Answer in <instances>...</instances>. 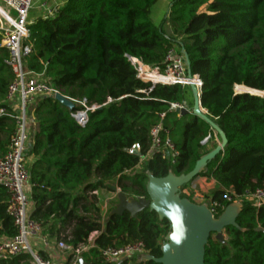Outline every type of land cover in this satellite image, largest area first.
<instances>
[{
  "label": "trees",
  "instance_id": "obj_1",
  "mask_svg": "<svg viewBox=\"0 0 264 264\" xmlns=\"http://www.w3.org/2000/svg\"><path fill=\"white\" fill-rule=\"evenodd\" d=\"M156 1L65 0L29 25L26 69L62 96L99 107L81 128L72 117L76 107L71 111L51 98L36 100L35 130L26 151L29 218L46 239L71 248L69 261L78 257L84 264H155L102 260V250L133 243L160 257L168 224L148 210L134 219L123 213L108 214L102 221L95 193L146 197V172L156 178L186 174L219 143L208 125L170 110L183 104L184 87L139 81L129 63L131 58L162 67L167 52L179 42L191 74L201 82V108L227 140L199 177L216 184L209 201L223 203L230 195L232 202L242 203L236 223L245 232L225 229V245L211 235L204 264H264V205L256 208L241 199L264 188V0H176L168 15L170 36L149 19ZM8 60L0 47V158L16 132L15 111L7 100L14 80ZM156 126L162 129V141L169 139L178 152L173 163L150 152V133ZM136 145L139 150L130 154ZM207 145L211 149L205 150ZM191 183L180 189V196L196 203L191 192L183 193ZM8 203L0 185V241L17 235ZM257 228L263 232H255ZM38 255L47 260L42 252ZM28 262L25 253L0 259V264Z\"/></svg>",
  "mask_w": 264,
  "mask_h": 264
},
{
  "label": "built area",
  "instance_id": "obj_2",
  "mask_svg": "<svg viewBox=\"0 0 264 264\" xmlns=\"http://www.w3.org/2000/svg\"><path fill=\"white\" fill-rule=\"evenodd\" d=\"M33 0H0V47L9 55L6 64L14 74V80L9 86L7 100L15 111L16 132L6 154L0 158V185L8 195V214L17 229V235L10 240L0 241V259L28 254V264H51L49 260L42 259L28 244L30 239L42 237L40 225L29 218V192L28 171L26 167V151L29 135L27 131V108L34 104L38 98H51L61 95L59 91L48 84L40 75L28 71L24 59L30 53V48L24 45L29 36L28 15ZM51 12H49V15ZM129 63L135 72V78L149 83L151 86L188 87L186 69L183 59L176 48L169 50L164 58L162 67H149L137 59L129 58ZM200 87V81L196 82ZM66 98V97H65ZM69 99V98H67ZM76 107L72 117L77 126L83 128L88 122L89 113L99 107L88 105L86 100L74 101L69 99ZM110 102V101H108ZM182 105L173 104L170 110L180 109ZM162 129L156 126L151 130L150 152L161 153L162 157L173 163L178 152L169 139L160 138ZM205 143V141H204ZM203 143V144H204ZM134 146L129 153L138 151ZM241 199L250 200L254 206L264 205V188L254 192H246ZM237 202V201H236ZM232 202L230 195L223 198V203L208 201L206 204L214 217L220 215L225 207ZM59 250L71 252V248L60 242ZM77 249L76 254L82 250ZM147 254L142 243H133L124 247H110L101 251V258L106 263H119L124 260L136 259ZM78 259V257H76ZM74 259V264H76Z\"/></svg>",
  "mask_w": 264,
  "mask_h": 264
},
{
  "label": "water",
  "instance_id": "obj_3",
  "mask_svg": "<svg viewBox=\"0 0 264 264\" xmlns=\"http://www.w3.org/2000/svg\"><path fill=\"white\" fill-rule=\"evenodd\" d=\"M176 47L183 59L186 80L193 102L190 107L183 103L182 107L174 112L179 117H192L208 125L213 135L218 137L219 143L214 149L200 156L192 170L186 174L176 176L169 172L163 178H156L146 172V197L134 199L127 198L121 192L116 193L117 203L109 213L110 217L121 216L126 213L134 219L141 212L148 210L154 212L160 222L164 220L168 224V232L159 247L160 257L155 258L149 254H142L136 258L139 263L204 264L205 248L211 235L217 242L225 245V229L234 228L242 233L245 232L236 223L242 210L241 202L228 204L220 215L214 217L206 203H192L180 196V189L183 186L206 173L208 164L222 152L227 140L224 132L207 117L206 112L201 108V82L200 87L196 86V82L200 80L191 74L189 60L182 44L177 42ZM241 91L246 92L242 88L235 90V92ZM54 101L71 111L75 108L74 104L62 95H56ZM255 232H263V230L257 228ZM78 263L83 264L81 258Z\"/></svg>",
  "mask_w": 264,
  "mask_h": 264
},
{
  "label": "crops",
  "instance_id": "obj_4",
  "mask_svg": "<svg viewBox=\"0 0 264 264\" xmlns=\"http://www.w3.org/2000/svg\"><path fill=\"white\" fill-rule=\"evenodd\" d=\"M64 1L65 0H33L32 7L28 15V24L32 25L36 23L38 20L45 18V16H48L49 12H51L53 8L61 5ZM174 2H176V0H157L150 11L149 19L151 23L153 24L154 27L161 29L166 36H170L171 34L170 24L168 22V15L170 8ZM34 108H35V103L30 105L27 108V112H26L27 131L30 142L35 130L33 116H32ZM30 142L28 143L27 148H29ZM28 194H29L28 196H30V192ZM95 194L98 195L99 199L101 200V203L104 199H107V201L116 199V193L99 191ZM100 212L102 215L101 207H100ZM95 235H96L95 233L92 234L90 236V240L93 239ZM28 244L30 248L35 252L37 253L42 252L47 258V260L51 262V264H74V260L69 261V252H63L62 250H59L57 247L58 242L54 240H48L43 235L42 237L36 239H30L28 241ZM79 259L80 258L76 259V264H79L78 263Z\"/></svg>",
  "mask_w": 264,
  "mask_h": 264
},
{
  "label": "rangeland",
  "instance_id": "obj_5",
  "mask_svg": "<svg viewBox=\"0 0 264 264\" xmlns=\"http://www.w3.org/2000/svg\"><path fill=\"white\" fill-rule=\"evenodd\" d=\"M192 102L193 100L189 87H184L183 103H185L187 106L190 107L192 105ZM213 137L215 138V136ZM214 140L216 142V139ZM204 149L205 150L211 149V145H207ZM215 188H216V184L213 179L198 177L193 180L191 185L188 186L183 191V193L191 192V194L193 195V200H195L196 203H207L209 201V197H211V194L215 190ZM116 203L117 202L115 199H112L111 201H107V199H104L102 201L101 203L102 215H103L102 221L106 220L109 212H111L114 209Z\"/></svg>",
  "mask_w": 264,
  "mask_h": 264
}]
</instances>
